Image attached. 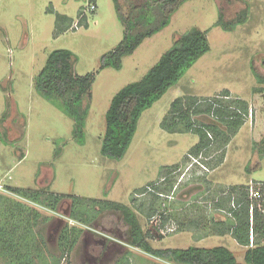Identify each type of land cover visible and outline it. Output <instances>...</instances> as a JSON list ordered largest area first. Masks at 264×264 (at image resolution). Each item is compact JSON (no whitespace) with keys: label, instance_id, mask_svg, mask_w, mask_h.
I'll list each match as a JSON object with an SVG mask.
<instances>
[{"label":"rangeland","instance_id":"rangeland-1","mask_svg":"<svg viewBox=\"0 0 264 264\" xmlns=\"http://www.w3.org/2000/svg\"><path fill=\"white\" fill-rule=\"evenodd\" d=\"M139 1L118 3L127 13L129 5ZM92 4H96L94 12ZM245 7L249 8L246 21L233 30L215 25L220 9L233 18ZM81 8L87 26L79 23ZM57 13L72 17L78 26L56 35ZM194 27L207 30L210 50L143 112L123 158L103 155L106 112L113 96L142 78ZM125 33L115 0H0V195L29 203L51 217L39 228L51 253L57 255L61 228L67 222L78 223L69 217L71 200H62L60 208L52 211L10 191L7 184L123 202L138 210L144 229L153 233L149 240L154 247L225 245L245 263L246 247L229 233L206 235L202 223L209 214L216 219L228 215L227 208L215 207L222 189L264 181V153L260 156L253 147L255 140L264 137V93L255 92L263 84L254 72L255 68L264 76V0H186L167 26L123 58L121 69H100L103 54L114 49ZM57 48L74 52L75 73L96 75L84 141L75 136L74 119L60 100L47 98L35 85L49 53ZM224 89L248 100L253 117L249 116L226 146L225 160L215 168L223 149L214 145L206 154H189L198 134L170 132L162 127V121L176 97H207ZM195 118L213 121L207 114ZM167 185H171L168 192L164 190ZM154 194L159 198L154 200ZM152 201L156 211L148 217ZM80 206L88 208L87 204ZM162 211L173 214L164 226ZM79 225L85 230L61 264H115L128 250L132 252L131 264H175L130 246L129 228L117 212L103 211L92 226ZM0 264H6L3 257Z\"/></svg>","mask_w":264,"mask_h":264},{"label":"trees","instance_id":"trees-1","mask_svg":"<svg viewBox=\"0 0 264 264\" xmlns=\"http://www.w3.org/2000/svg\"><path fill=\"white\" fill-rule=\"evenodd\" d=\"M185 1L140 0L132 2L126 13L118 0H115L116 10L125 24L126 33L114 49L103 54L100 69L106 67L121 69L123 58L132 54L147 37L167 26L172 14ZM50 10L53 8L51 7ZM248 10L249 8L245 7L236 13V18H227L220 9L215 25L225 30H233L239 23L246 21ZM239 14L241 15L238 16ZM79 18L80 24L88 25L87 16L82 8ZM56 19V35L69 28L75 29L72 17L57 13ZM209 50L207 30L194 27L182 34L173 48L163 53L142 78L123 86L113 96L106 112V129L102 138L101 153L113 159L123 158L134 139L143 112L175 85L184 73ZM254 72L258 82L263 84L258 86L255 92L263 94L264 76L255 68ZM95 79V73L85 75L75 73L74 52L68 48L52 50L45 66L35 79L36 88L41 94L47 98L60 100L65 112L74 119L75 136L81 141H84L92 97L91 88ZM231 95L229 89H224L216 95L207 97L191 94L178 96L172 101L171 108L162 121V127L170 132L198 134L199 140L189 150V154L196 156L201 153L206 154L214 145L223 149L213 166L216 168L225 160L226 146L249 116L253 117L250 102ZM200 114L213 117V121H198L195 116ZM253 147L255 151H259L260 156H263L264 137L255 140ZM166 179L169 177H165ZM251 184L261 188L263 193L261 198H251ZM170 186L167 185L164 190H169ZM6 187L28 201L52 211L60 208L62 200L70 199L69 217L78 222L73 225L67 222L61 228L57 238L59 254L51 253L48 239L39 228L41 224H47L51 217L42 214L39 209L29 203L0 195V257L6 260V264H50L49 262L61 264L63 259H67L74 250L85 230L79 223L90 227L103 211H114L120 214L129 228L127 243L130 246L175 264H264V181L235 183L227 189H222L223 193L221 192L220 197L215 201V207L227 208L228 215L216 219L209 214L202 223L206 235L229 233L238 243L246 247L245 263L240 262L234 252L225 245L185 248L154 247L149 240L153 233L150 229H144L138 210L123 202L56 193L47 187L31 188L8 184ZM159 196L154 194V200ZM135 200L136 198L133 199ZM81 203L87 204L88 208L83 209L80 206ZM153 204L152 201L147 212L142 208L140 210L151 217L156 211ZM170 215L173 214L161 212L162 226L166 225ZM251 232L253 241L250 238ZM131 253V250H128L115 264H131Z\"/></svg>","mask_w":264,"mask_h":264},{"label":"built area","instance_id":"built-area-1","mask_svg":"<svg viewBox=\"0 0 264 264\" xmlns=\"http://www.w3.org/2000/svg\"><path fill=\"white\" fill-rule=\"evenodd\" d=\"M90 10L91 11H93V10H95L96 9V4H92L91 6H90ZM77 26V24H75L74 25V27H76ZM199 162V161H198ZM200 163V162H199ZM201 166H202V164H201ZM203 167V166H202ZM150 188V187H149ZM262 195H263V193H262V190H261V188L259 187V186H255V185H253V184H251V188H250V196H251V198L252 199H257V198H261L262 197ZM251 241H253V234H252V232H251Z\"/></svg>","mask_w":264,"mask_h":264},{"label":"crops","instance_id":"crops-1","mask_svg":"<svg viewBox=\"0 0 264 264\" xmlns=\"http://www.w3.org/2000/svg\"><path fill=\"white\" fill-rule=\"evenodd\" d=\"M183 95V94H182Z\"/></svg>","mask_w":264,"mask_h":264}]
</instances>
